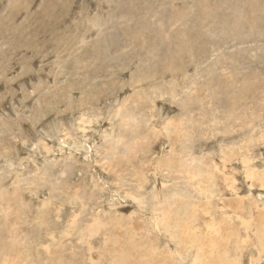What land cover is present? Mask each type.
Segmentation results:
<instances>
[{"label": "rangeland", "instance_id": "374dc122", "mask_svg": "<svg viewBox=\"0 0 264 264\" xmlns=\"http://www.w3.org/2000/svg\"><path fill=\"white\" fill-rule=\"evenodd\" d=\"M0 264H264V0H0Z\"/></svg>", "mask_w": 264, "mask_h": 264}]
</instances>
